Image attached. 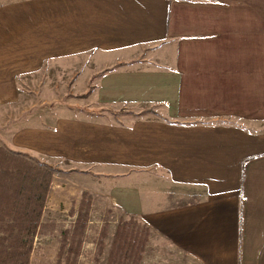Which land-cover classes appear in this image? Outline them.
Segmentation results:
<instances>
[{
  "label": "crops",
  "instance_id": "obj_1",
  "mask_svg": "<svg viewBox=\"0 0 264 264\" xmlns=\"http://www.w3.org/2000/svg\"><path fill=\"white\" fill-rule=\"evenodd\" d=\"M259 8L0 0V147L87 180L191 264H264Z\"/></svg>",
  "mask_w": 264,
  "mask_h": 264
},
{
  "label": "rangeland",
  "instance_id": "obj_2",
  "mask_svg": "<svg viewBox=\"0 0 264 264\" xmlns=\"http://www.w3.org/2000/svg\"><path fill=\"white\" fill-rule=\"evenodd\" d=\"M257 14L258 30L264 39V8H259ZM1 148L13 151L5 143ZM51 169L53 190L46 197V207L36 225H26L25 219L22 224L18 218L23 214L19 200L8 203V186L0 184V264H191L182 255L153 241L148 226L112 209L106 199L91 191L90 182L72 181L70 175L58 168ZM24 181L22 177L19 184ZM125 222L143 229L146 237L139 240L131 255H113L117 229Z\"/></svg>",
  "mask_w": 264,
  "mask_h": 264
},
{
  "label": "trees",
  "instance_id": "obj_3",
  "mask_svg": "<svg viewBox=\"0 0 264 264\" xmlns=\"http://www.w3.org/2000/svg\"><path fill=\"white\" fill-rule=\"evenodd\" d=\"M38 161L29 160L26 158V155L19 152L7 150L6 148L0 149V184L5 183L10 188L6 187L8 203L15 202L17 199L19 200L18 204L23 214L21 218H18L22 221V224L25 223L24 219L27 220L26 225L29 226L36 225L42 215L53 177L51 167ZM22 177L25 181L23 185H20L19 182L22 180ZM7 215L12 216L13 214ZM13 216L15 217V215ZM142 237H146L144 230L133 227L131 222L119 225L115 235L112 254L121 256L131 255L134 253Z\"/></svg>",
  "mask_w": 264,
  "mask_h": 264
}]
</instances>
